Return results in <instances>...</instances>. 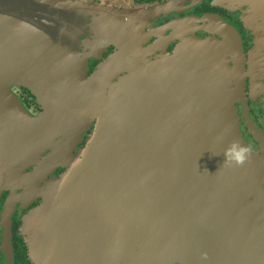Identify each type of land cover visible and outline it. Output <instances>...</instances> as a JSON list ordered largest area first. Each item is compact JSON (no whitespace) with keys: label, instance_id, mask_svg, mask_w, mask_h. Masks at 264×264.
<instances>
[{"label":"water","instance_id":"water-1","mask_svg":"<svg viewBox=\"0 0 264 264\" xmlns=\"http://www.w3.org/2000/svg\"><path fill=\"white\" fill-rule=\"evenodd\" d=\"M23 1L28 16L19 15ZM228 1L264 17V0ZM115 12L79 0H0V181L24 173L79 118L103 119L90 148L26 219L34 262L264 264V155L251 150L242 165L223 157L232 141L244 143L230 80L238 67L203 54L192 69H131L110 87L121 71L116 56L88 80L95 46L71 16L115 20ZM49 15L59 43L40 27ZM14 85L36 95L41 115L25 109ZM70 145L60 142L28 178L64 166Z\"/></svg>","mask_w":264,"mask_h":264},{"label":"flooded vegetation","instance_id":"flooded-vegetation-1","mask_svg":"<svg viewBox=\"0 0 264 264\" xmlns=\"http://www.w3.org/2000/svg\"><path fill=\"white\" fill-rule=\"evenodd\" d=\"M79 1L110 7L119 16L115 20L78 13L71 16L73 21L81 20L87 26L81 38H90L95 46L86 54V79H91L101 65L116 56L119 57L116 66L121 71L114 74L110 87L128 77L131 69H192L203 54L222 56L227 67L239 69L230 80L239 88L234 99L243 142L264 155V143L254 130L258 127L264 132V48L260 52L255 50L257 34L248 27L250 19H245L247 6H234L228 0ZM24 4L25 1L21 3L24 10L19 12L20 16H28ZM51 16H44L42 24L35 23L59 43L58 26L53 31L44 22L45 19L52 22ZM77 41L81 44L80 38ZM120 52L131 56L125 59ZM12 91L32 115L42 114L43 108L29 88L14 85ZM109 91L110 88L103 91V101ZM102 121L101 117L88 114L83 120L79 118L73 131L56 132L55 139L52 137L49 142L51 145L32 159L24 173L0 181V264H36L26 219L44 203L46 192L56 185L72 161L90 148ZM66 140L74 151L69 162L29 179L47 164L58 144Z\"/></svg>","mask_w":264,"mask_h":264},{"label":"clouds","instance_id":"clouds-1","mask_svg":"<svg viewBox=\"0 0 264 264\" xmlns=\"http://www.w3.org/2000/svg\"><path fill=\"white\" fill-rule=\"evenodd\" d=\"M251 148L238 140L232 141L224 150V162L242 165L248 159ZM218 155V154H214Z\"/></svg>","mask_w":264,"mask_h":264},{"label":"rangeland","instance_id":"rangeland-1","mask_svg":"<svg viewBox=\"0 0 264 264\" xmlns=\"http://www.w3.org/2000/svg\"><path fill=\"white\" fill-rule=\"evenodd\" d=\"M246 12L247 13L245 14V19L246 20L250 19L251 23L249 24L248 27H250L251 29H254L257 34L256 47L260 46L259 50H257V52H260V49L262 50L264 48V17L261 19H256L255 17H253V15H250L248 11Z\"/></svg>","mask_w":264,"mask_h":264}]
</instances>
